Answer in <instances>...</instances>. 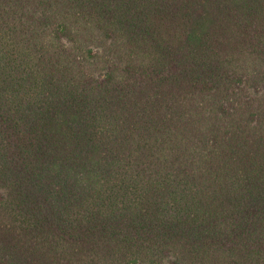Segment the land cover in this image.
<instances>
[{
    "label": "trees",
    "instance_id": "1",
    "mask_svg": "<svg viewBox=\"0 0 264 264\" xmlns=\"http://www.w3.org/2000/svg\"><path fill=\"white\" fill-rule=\"evenodd\" d=\"M0 264H264V0H0Z\"/></svg>",
    "mask_w": 264,
    "mask_h": 264
}]
</instances>
